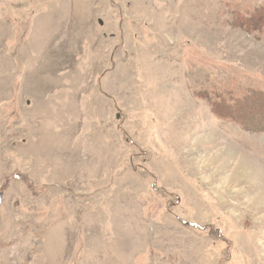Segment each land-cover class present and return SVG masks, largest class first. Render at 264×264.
I'll return each instance as SVG.
<instances>
[{
  "label": "rangeland",
  "instance_id": "rangeland-1",
  "mask_svg": "<svg viewBox=\"0 0 264 264\" xmlns=\"http://www.w3.org/2000/svg\"><path fill=\"white\" fill-rule=\"evenodd\" d=\"M0 264H264V0H0Z\"/></svg>",
  "mask_w": 264,
  "mask_h": 264
},
{
  "label": "water",
  "instance_id": "water-1",
  "mask_svg": "<svg viewBox=\"0 0 264 264\" xmlns=\"http://www.w3.org/2000/svg\"><path fill=\"white\" fill-rule=\"evenodd\" d=\"M0 202H1V197H0Z\"/></svg>",
  "mask_w": 264,
  "mask_h": 264
}]
</instances>
